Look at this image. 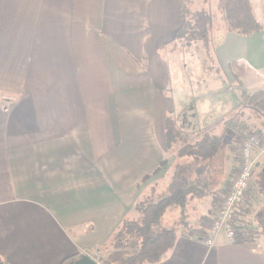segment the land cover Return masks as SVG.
Here are the masks:
<instances>
[{"label": "crops", "instance_id": "obj_1", "mask_svg": "<svg viewBox=\"0 0 264 264\" xmlns=\"http://www.w3.org/2000/svg\"><path fill=\"white\" fill-rule=\"evenodd\" d=\"M250 2L261 32L238 36L219 19L213 27V56L231 83L214 120L207 91L197 112L192 105L202 61L175 44L188 42L178 38L183 0H0L2 262L61 264L100 254L175 162L166 119L184 134L215 135L239 104L232 74L245 90L264 91V0ZM241 143L226 148L218 196L237 170ZM259 194L237 209L239 224L253 209L264 216ZM217 199L193 202L198 209L186 220L197 232L178 235L156 264H264L262 220L245 223L255 240L227 244L220 234L212 247L195 240L207 235L198 221Z\"/></svg>", "mask_w": 264, "mask_h": 264}, {"label": "trees", "instance_id": "obj_2", "mask_svg": "<svg viewBox=\"0 0 264 264\" xmlns=\"http://www.w3.org/2000/svg\"><path fill=\"white\" fill-rule=\"evenodd\" d=\"M186 1L183 0L184 15L188 23L178 38L184 36L187 40L198 41L208 58L214 55L213 26L217 20L212 4L227 32L248 37L262 31L250 0H200L194 10ZM232 78L239 88V104L223 119L218 134L191 136L173 126L170 128L169 118L165 120L166 149L175 147L172 152L175 162L165 177L166 184L158 193L154 185L148 195L136 201L137 219H124L112 235L110 244L99 249H105L101 264H156L173 248L178 235L197 232L186 220L188 205L217 195L225 175L226 148L232 141L246 139L245 133L250 129L248 121L264 130V91L249 92L235 74ZM260 148L264 149V141ZM164 165L162 162L152 175ZM170 207L179 209V220L174 225L163 223ZM241 225L246 231L242 239L255 240V232L245 228L244 222ZM75 260L65 259L61 264H71Z\"/></svg>", "mask_w": 264, "mask_h": 264}, {"label": "rangeland", "instance_id": "obj_3", "mask_svg": "<svg viewBox=\"0 0 264 264\" xmlns=\"http://www.w3.org/2000/svg\"><path fill=\"white\" fill-rule=\"evenodd\" d=\"M194 1L196 2V0H187L186 1L191 5L190 6L191 10H194L195 9L194 7L197 8L199 6L200 0H198L199 2L197 4V6H195L196 4H194ZM208 1H210V0H208ZM212 6H214V5L212 4ZM215 10L216 9L214 6V9H213L214 13H215ZM216 15H217V20L214 23V26H213L214 28H216L218 26V19L220 20L219 15L218 14H216ZM186 23H188V22H186ZM190 26H192V25H190ZM180 39H181V36H180ZM192 42H194L195 44L193 45ZM188 43L190 45L186 46L187 47L186 48L184 45H187ZM175 44L178 47L179 54H181V52H183V50H184V52H183L184 54L188 53L189 55H194L198 59V61H202L204 71L200 77L198 76L197 79L194 80V84L192 85L193 86L192 87V94L195 98L194 103H192V105H193L195 111L197 112L200 109V107L202 105H204V103L201 100V94H202V92L207 91L209 93V97H207L206 99L209 101L208 102L209 104H207L206 107L209 108V111H210L209 113H210L211 119L215 120V118H217V116H220V113H218V112H219V109L221 107V102L224 101V99H222V98L225 97V95L226 96L228 95V91L230 89L231 83L229 81L227 73L225 72L224 68L221 66L220 62H218V60L215 56H213L212 58L206 57V54L202 48V44L198 43V41H193V39L190 38V39H188V42H184L181 40ZM170 47L175 48L174 45L169 46L167 53L170 52ZM214 49H215V47H214ZM213 53L215 54V51ZM197 65H198V63L196 61V66ZM235 85H237V84H235ZM231 94H232V91H231ZM165 98H169L168 94H165ZM226 103H225V105H227ZM227 107H228V105H227ZM245 116H247V115L245 114ZM246 118L244 117V119H246ZM169 120H170L169 127L170 128H172V126L174 127L175 119L169 118ZM248 123H249L250 129H249V131H247L245 133V137H247V135H254V136L261 138L264 141V130L258 129L257 125H255L253 122L251 124V121H248ZM201 134H198V136ZM242 141H244V140H242ZM234 142L235 141H232L233 144H231L233 147L236 146L234 144ZM174 148L175 147H172L169 150H171V152H174L175 151ZM240 151H241V148H240ZM232 175H234V174L232 173L230 178L232 177ZM165 177H166V175L163 178L165 179ZM164 179H163V182H161L160 184H158V182L155 183L156 188L154 190L157 193L159 191H161V189H162L161 187L166 184ZM253 193H260V194L264 195V156H260L257 159V162L255 164L254 178L252 180V185H251L250 190L248 192V194H249L248 197L252 196ZM224 194L225 193L223 192V193H221L220 196L215 195V197L218 198L216 202H218L223 197ZM259 201L261 203H263L264 199L260 198ZM196 209H198V207L194 206V203H190V205H188V213H192L194 215L193 212L196 211ZM211 212H212V214L210 217L206 216V217H204V220L198 221L200 223H203L205 228H209V226L211 224L212 216H213L215 210L214 211L211 210ZM253 213L254 214L252 217H246L245 216V219L241 217L240 221L244 222V224H245V223H247L246 221L262 220L263 225H264V220H263L264 216H263L262 212H260V210H259V212H257V210L253 209ZM255 213H258V214L255 215ZM178 219H179V209L176 207H170L168 209V211L166 212L164 218H163V223H166V224L169 223L170 225H174L178 222ZM174 220H176V221L174 222ZM239 226H240V228H242L241 230L243 231L242 233L244 235V232H246L245 229L242 227L241 224ZM245 228H246V226H245ZM263 243H264V241H263ZM99 251L101 252L100 255L103 256L105 249L99 250Z\"/></svg>", "mask_w": 264, "mask_h": 264}, {"label": "built area", "instance_id": "obj_4", "mask_svg": "<svg viewBox=\"0 0 264 264\" xmlns=\"http://www.w3.org/2000/svg\"><path fill=\"white\" fill-rule=\"evenodd\" d=\"M262 141L254 135H247L242 141L238 168L230 178L225 194L217 202L207 235L194 237L197 242L212 247L220 234L227 244H235L242 239L243 231L238 223L237 209L247 198L257 159L264 156V149L260 148ZM83 256L101 264L102 256L96 250H89Z\"/></svg>", "mask_w": 264, "mask_h": 264}, {"label": "water", "instance_id": "obj_5", "mask_svg": "<svg viewBox=\"0 0 264 264\" xmlns=\"http://www.w3.org/2000/svg\"><path fill=\"white\" fill-rule=\"evenodd\" d=\"M0 264H6V263H4L0 260ZM71 264H98V263H96V262L92 261L91 259L82 255L79 257V259L75 260Z\"/></svg>", "mask_w": 264, "mask_h": 264}]
</instances>
